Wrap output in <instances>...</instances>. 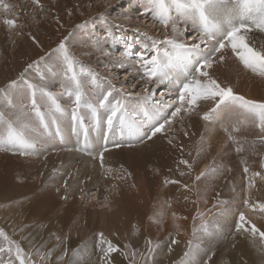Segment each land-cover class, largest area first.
I'll return each mask as SVG.
<instances>
[{"label": "rangeland", "instance_id": "374dc122", "mask_svg": "<svg viewBox=\"0 0 264 264\" xmlns=\"http://www.w3.org/2000/svg\"><path fill=\"white\" fill-rule=\"evenodd\" d=\"M20 1L18 0V6L14 7V0H0V101H2V104L0 103V113L3 114L6 120L16 122L24 129L37 125L40 122V117L31 114L35 110L27 105L30 102L27 101V97H33L35 100L45 99L47 96L44 95V92H47L57 98V104L61 112L56 111L51 106L39 110L40 113L45 115L43 122L54 124H57L58 121L73 122L72 118H67L71 115L72 102L65 94L70 84L59 67L62 54L56 51L60 41L64 40L65 37H68L65 44L69 53L83 65L99 74L101 87L96 88L88 84L86 88L88 98L91 101L95 102L102 91L106 92L108 90L107 86L110 81L117 89L113 93V98L110 97V99L121 98L127 106H139L136 99L144 95L145 87L148 88L149 92L156 89L153 99L149 102H143L146 103L149 110L158 106L157 102L161 105L163 102L170 103L176 100L174 105L179 106L177 100L178 90L172 88V85L175 84L173 78L169 77L173 82L172 85L167 86L164 83L157 87L156 84L147 83L146 79L140 80L142 74H139V66L133 67V64H136L135 60L138 58L135 54L143 50L145 43L149 45L151 43L143 35L144 33L159 40H163L165 35H172L171 26L168 28L169 30H165L159 21L153 19L149 0H116L117 2L110 0L114 4L109 7H105L106 5L101 0H78L84 1L85 5L78 2L79 4L74 7L67 3L62 4V0H46V3L39 0V4H35L36 6H33L32 0L21 4ZM105 1L108 2V0ZM102 7L106 9L103 11ZM118 7L121 11L118 10ZM215 7V20L220 22L222 19H227L229 15L234 14L239 6L237 0H221ZM122 8L128 9L122 11ZM121 13L123 17L120 16ZM172 15L179 31L182 33L177 36L178 40L185 42L193 36L197 37L199 31L197 17L178 15L175 12ZM58 16L61 18V24H59L61 32L48 28L49 23H56L55 18ZM5 19L14 20L16 22L15 27L5 25L3 22ZM106 22L108 23L106 24ZM135 27L139 31H136ZM183 27L187 31L190 28L193 33L185 34L182 31ZM109 29L114 31H112L114 37L119 36V34L128 36L125 37L123 40L125 44L122 45L131 44L133 46L129 50L133 54L132 59L128 61L129 64L124 69L113 66L114 61L124 60L125 48L113 51V47H109L106 42ZM40 32L43 34L39 37L38 33ZM133 34H139L140 36L134 37ZM247 37L257 49L264 48V33L255 29V27L247 34ZM32 41L34 42L28 46L27 44ZM193 42L191 40L189 43H185L191 44ZM94 44L102 45V48L109 51L110 55H104L103 51H98L93 46ZM24 46L27 47L25 50L26 59L20 67L18 66L19 68L15 67L11 63L14 50L22 49ZM89 46H92V51ZM48 48L50 49L44 53ZM31 49L33 51L37 49L38 52H43L44 55L34 56ZM224 55L225 60L220 62L224 66L221 74L211 76L222 86H230L237 95L249 99L246 95L250 92V96L255 97L254 101L264 102V77L245 69L232 54L231 49L225 50ZM41 57H43V60H41ZM34 61H39V63L32 68H28V65L33 64ZM50 68L52 71H47ZM28 70H31L30 75H27ZM46 72H49L48 74L52 76L48 77ZM130 73L133 75L129 76ZM85 80H87L86 77ZM13 81H16L15 85L9 87ZM140 83L146 85L143 87L140 86ZM29 84L34 86L35 96H33V88H30ZM248 86H250L249 90ZM119 91L124 95L128 93L133 95H127L129 100L127 102L122 94L117 95ZM173 92H176V94L172 95ZM136 93L140 95L137 96ZM162 93L163 96H161ZM211 104L214 108L215 103L212 101L209 107H211ZM207 105L206 108H203L200 104L194 108L192 114L189 113L191 117L197 118L198 116L195 114H198L201 117L200 122H192L191 120L190 122H174L167 125L165 135L160 134L162 141H158L159 138L155 140V144L160 143L157 146H155L153 139H148V135L151 134L146 130L149 127V122H146V119H143L142 116L135 117L134 120L135 124L140 126V140L130 142V145L118 143V141L128 139L133 141L135 138L129 135L127 130L123 132L119 130L116 122H114V127L109 129L105 122L107 114H103L104 111L101 110L99 114L101 121L97 125L100 135L96 137L94 133L91 134L94 137L88 136L87 139L94 140L93 143L95 144H98L99 138L102 139V142L103 140L106 142L107 137H110L112 141L105 144L101 143L103 144L102 147L98 144L97 154L96 151H93V153L86 151L87 153H84L85 163L100 169L93 181L94 183H88L87 189L78 184L76 187L80 186V188L75 187L73 189H78L79 192L73 191L72 194L69 191L66 192L65 189L71 187L73 182L70 178L73 177V174L78 175L77 172H81V168H83L81 162H78V164L72 162V164H69L70 167H67V165L60 168L59 161L56 159L57 150H50L49 152L44 150V152L43 150L37 151L34 149L32 154H35V158H32L31 154L21 156L18 150L15 149L0 152V229H3L12 240L18 242L25 253H31V259L37 261L38 264H101L99 257L102 253L96 247L100 239L99 233H103L106 240L111 241L119 248V251L112 253L109 257L113 264H130L133 252H135V264H187V258L184 254L189 249L190 241L193 244L202 243L206 249H209L208 254L211 255L209 264H264V241L260 240L258 234L254 238L248 232H238L235 227L239 214L243 212L246 220L250 222L245 225L246 227L250 228L251 225H255L260 231H264V212L254 207L258 203H264V142H261L260 139L261 136H264V133H261L240 110L233 107L219 109L220 120L218 122L210 120L208 121L210 124H203L204 119H202V116L209 108H207ZM80 111L84 116L83 126L87 129L89 127L93 128L94 121L90 116V111L86 108ZM29 114L31 115L29 116ZM63 114L67 119L64 118ZM170 114L171 110L168 112V115ZM183 119H185L184 116ZM241 121L245 122L241 123ZM230 126H236L240 130L232 133ZM225 128L229 131L226 132ZM49 129L51 130V128ZM36 130L37 128L34 127L31 133L28 130L26 132L27 138L32 144L31 135ZM144 131L146 134L143 133ZM54 132L46 138L48 141L55 140V135L58 132ZM4 133L5 123L4 120H0V137ZM230 133L238 143L228 139ZM37 143L36 141L34 144L39 148L40 146L36 145ZM75 143L77 142L75 141ZM108 143L111 145H107ZM117 145H120V149ZM63 146L66 147L65 145L61 147ZM77 146L82 150H88L79 138ZM238 146H241L243 151L238 152L236 150ZM116 149L125 154L124 159H116L117 162L116 160L110 161L111 158L103 162L100 160L101 154ZM65 150L71 151V149ZM133 150L139 151L140 154L132 153ZM152 153L156 157L155 162L145 160L147 165H143L141 169L138 164ZM95 155L97 158H95ZM131 159L135 163L142 161L133 166ZM181 160H187L192 165L191 169L183 168L185 165L179 163ZM106 168L109 169V174L108 172H102ZM245 168L248 169L247 173ZM154 169L163 172L156 174ZM213 169H215V172H213ZM201 172L208 174L197 180L196 177ZM181 173L188 175V177L183 178ZM253 173H259V175H253ZM50 177L55 179L45 183ZM83 177L86 180L89 175H83ZM140 178H145L143 185L146 187L139 188L142 184ZM169 180L179 181V183H168ZM118 181L130 187L132 195H128L127 199L130 200L125 202V205H132L133 209L136 206L134 207L129 202L134 199L135 194L139 196L149 195L150 199H141L142 205L149 202V200L151 201L148 211L142 212L143 219L131 218L129 219L131 221L129 225L128 221L126 224L124 221L116 222L118 211L115 207L103 209L104 204L110 198H113L108 188L121 190V186L116 184ZM106 183H110V185L103 186ZM185 184L188 185L189 189L187 198L182 197L185 190L183 185ZM21 186L26 188L20 190L23 193L18 192L20 199L8 196L15 194L16 189H20ZM246 189H249L248 193ZM43 192L51 196L50 201L47 199L48 196L45 197V202L48 204L45 209L51 207L50 203L52 201H57L56 208L40 215L39 217L42 220L31 218L32 216H28L27 219L26 215L32 214V211L30 208L26 209L25 204L31 200L38 203L40 201L38 198L43 197L38 194L45 195ZM92 193H94L93 196ZM96 193L98 196L94 197ZM245 199L249 202L248 206L244 204ZM222 201L227 203H221ZM16 203L18 204L16 205ZM11 207H13V210ZM173 207L175 212L172 213L171 209ZM62 211H66L67 215L62 220L59 217L55 219L54 217ZM222 212L225 214L221 215ZM104 214L113 215L114 225L117 223L118 226H125H120L115 231L102 227L104 225L103 218L100 224L96 223L97 220L95 219L96 217L100 219ZM202 221H207L209 230L213 233L211 237L204 236L200 231H197L194 235L193 228L199 229ZM57 237L60 239L58 240ZM173 239L176 240L175 244L171 243ZM149 240L152 242V246L160 244V249L150 252ZM126 244L129 245L127 249L124 247ZM169 248H171V251H169ZM37 249L41 252L52 249V256L41 262L35 255ZM124 253H127V259ZM149 255L154 257V261L147 260ZM9 259L12 260L13 264H18L14 256L11 258L7 254L3 256L5 264ZM204 259H207V256L202 254L200 264H203Z\"/></svg>", "mask_w": 264, "mask_h": 264}, {"label": "snow or ice", "instance_id": "6c2138e0", "mask_svg": "<svg viewBox=\"0 0 264 264\" xmlns=\"http://www.w3.org/2000/svg\"><path fill=\"white\" fill-rule=\"evenodd\" d=\"M32 2L39 4V0H32ZM220 2L221 0H149L153 19L159 21L166 30L171 26L172 35H165L163 40H159L147 36V33L143 34L151 43L150 45L145 43L143 50L135 54L138 57L135 63L143 72L141 79L154 81L159 87V85L169 80L172 71L179 70L177 77L179 83L176 85L178 88L177 100L179 106H168L169 109L174 107L170 115L158 106L155 108L153 115L149 117L151 127V134L148 135L149 140L161 133L167 125L174 123L176 118L182 120L183 116L193 111L198 106V102L202 100H211L215 103L214 108L203 114L202 119L205 121L214 119L218 110L222 107L231 106L240 110L247 119L254 123L261 133H264V102L248 100L235 94L230 86H222L207 71L217 60L223 62L225 60V50L231 49L232 54L245 69L264 77V48L257 49L247 37L253 27L264 33V0H237L239 6L237 11L229 15L227 19L216 22L214 15L216 12L215 6ZM173 12L178 15H192L198 18L199 31L197 37L193 38V43L188 44L177 39V36L182 33L173 19ZM3 22L9 27H15L16 23L12 19H5ZM136 31H139V29ZM67 39L68 37H65L64 40L60 41L56 51L62 54L59 67L70 84L65 94L72 102L71 117L74 124L82 123L80 110L86 108L90 111L92 120L98 125L101 121L99 114L103 110L107 114L106 124L109 129L114 127V122H118L122 132L127 130L129 135L139 136L140 126L135 124V117L131 109L124 103V100L110 99V97H113V93L117 91L110 81L107 86L108 90L106 92L102 91L95 102L89 100L86 92L87 85L91 84L93 87L100 88L101 79L98 73L83 65L69 53L65 44ZM93 46L98 51H103L104 55H110L109 51L102 48V45L94 44ZM131 47V44L125 45L124 60L114 61V67L120 69L127 67V62L132 59L133 55L129 51ZM41 60H43V57H41ZM38 63L39 61H34L33 64L28 65V68H32ZM49 71H52V69L50 68ZM85 77L87 80H85ZM15 83L16 81L11 82L9 87L15 85ZM29 87L33 88V96H35L34 86L29 84ZM155 93L156 89L149 92L148 88L145 87L144 95L140 99L142 102H149L153 99ZM44 95L48 97L51 106L56 111H61L55 96L47 92H44ZM127 95L131 96L133 94L128 93ZM135 95L139 96L140 94L136 93ZM161 96H163V93ZM157 104L159 105V102ZM32 106L40 117L41 124H43L44 114L39 112L35 99L32 101ZM0 120H4L5 123V133L0 137V152L15 149L18 150L21 156L32 154L34 145L27 138V130L21 128L16 122L6 120L2 113H0ZM153 120L155 121L154 123H152ZM244 122L241 121V123ZM239 130L238 127L233 126L231 132L234 133ZM225 131L228 132V129L225 128ZM228 139L237 142L231 133L228 135ZM260 139L261 142H264V136H261ZM119 146L117 145V147ZM236 150L240 152L243 151V148L238 146ZM179 163L185 165L188 169L192 167L187 160H181ZM213 172H215V169H213ZM245 172H248L247 168H245ZM207 174L206 172H201L196 179L200 180ZM181 175H184V173H181ZM253 175H259V173H253ZM167 182L179 183V181L175 180ZM183 187L185 190H189L188 185L185 184ZM221 203L227 202L222 201ZM244 204L248 206L249 202L247 199H245ZM254 207L264 212V203H258ZM223 214L225 213L222 212L221 215ZM193 219L195 220V217ZM249 223L245 214L241 212L236 221V230L238 232H248L254 238L258 234L260 240L264 241V231H260L255 225H251L250 228L246 227L245 225ZM197 231L202 232L206 237L213 235L209 230L207 221H202L199 229L193 228L194 235ZM98 235L100 239L96 247L102 253L99 257L101 264H113L109 257L112 253L119 251L118 246L106 240L103 233ZM57 239L59 240L60 238L57 237ZM171 243L175 244L176 240L173 239ZM148 244L150 252H154L161 247L160 244L152 246L150 240ZM124 247L127 249L129 245L126 244ZM52 251V249H49L47 252H41L37 249L35 255L42 262L52 256ZM169 251H171V248H169ZM208 253L209 249H206L202 243L193 244L190 241L189 249L184 255L187 258V264H200L202 254L207 256V259L203 260V264H209L211 255ZM5 254L10 258L14 256L18 264H38L37 261L31 259V253H25V250L18 242L12 240L3 229H0V264H5L3 261ZM124 255L127 259V253H124ZM147 260L154 261V257L149 255ZM6 264H13V262L9 259ZM130 264H135V252L132 254Z\"/></svg>", "mask_w": 264, "mask_h": 264}, {"label": "bare ground", "instance_id": "6f19581e", "mask_svg": "<svg viewBox=\"0 0 264 264\" xmlns=\"http://www.w3.org/2000/svg\"><path fill=\"white\" fill-rule=\"evenodd\" d=\"M20 1V0H19ZM30 0H21L20 1V4L21 3H25V2H29ZM63 2H62V4H65V3H67L68 5H70V6H76L77 4H79L78 2H80V4H83V5H85V3H84V1H78V0H62ZM101 1H103V3L106 5L105 7H109V6H111L112 4H114V2H117L116 0L114 1V2H112V1H110V0H108V2H106L105 0H101ZM46 3V0H43V3ZM96 2V1H95ZM17 3H18V0H14V7H16V6H18L17 5ZM45 5H47V4H45ZM93 5V4H92ZM2 6V5H1ZM33 6H36L35 4L33 5ZM15 9V8H14ZM104 9H106V8H103L102 7V10L104 11ZM123 9V8H122ZM128 8H126V9H123L122 11H126ZM118 10H120L121 11V9H119V7H118ZM97 13V12H96ZM141 15V14H140ZM121 17H123V14L121 13V15H120ZM119 16V17H120ZM138 16V15H137ZM148 21V20H147ZM55 22L56 23H49V29L50 30H57L58 32H61V29H59L60 28V25L59 24H61V18H60V16H58V17H56L55 18ZM109 22H111L112 23V21H110L109 20ZM104 23V22H103ZM108 22H106V24H107ZM189 24V23H188ZM102 26H103V24H101ZM158 25V24H157ZM169 28H170V26H169ZM180 28V27H179ZM192 28V27H191ZM135 30H137L138 28H134ZM161 29V28H160ZM166 30V29H165ZM169 30V29H168ZM186 29L183 27V30L182 31H184V33L185 34H192L193 33V30H190V28H188V31L186 30ZM110 31V32H109ZM109 31H108V35H107V37H106V42H107V44L109 45V47L111 46V47H113V51L114 50H119L120 48H125V46L124 45H122V44H125V43H123V40L125 39V37H128L127 35H123V34H119V36H113V30H111V29H109ZM113 31V32H112ZM195 32V31H194ZM43 33L42 32H40V33H38V36L40 37L41 35H42ZM134 35V34H133ZM133 35H131V36H133ZM197 35V34H196ZM136 36H140L139 34H135L134 35V37H136ZM192 36V35H191ZM193 38H194V36L193 37H191L188 41H185V42H190L191 40L193 41ZM104 39V38H103ZM127 39V38H126ZM34 41H32L31 43H28L27 45L28 46H30L32 43H33ZM133 44V43H132ZM116 46V47H115ZM33 47V46H32ZM133 47V46H132ZM34 48V47H33ZM91 48H92V46H89V49L91 50ZM115 48V49H114ZM27 49V47H22V49L20 48V49H18V50H14V53H13V59H12V61H11V63H12V65H15V67L17 66H19L20 67V65L22 64V63H24V61H25V59H26V54H25V50ZM50 48H48V49H46L45 51H44V53L47 51V50H49ZM32 51H33V49H31ZM92 51V50H91ZM142 51V50H141ZM36 52H38V50L37 49H35V51H33V55L34 56H36V55H44V53L43 52H38L37 54H36ZM217 55H219V54H217ZM18 56V57H17ZM33 56V57H34ZM232 60V59H231ZM17 63V64H16ZM133 63V62H132ZM27 64V63H26ZM127 64H129L128 62H127ZM235 64V63H234ZM23 65H25V64H23ZM136 66V64H133V67H135ZM13 67V66H12ZM18 67V68H19ZM25 67V66H24ZM224 66H223V63H221L220 64V61H216L214 64H213V66H212V69H210L209 71H210V76L212 75L213 77L214 76H216L218 73H220L221 74V72H222V68H223ZM49 69H47V71H48ZM10 71V70H9ZM54 71H56V70H54ZM178 71L179 70H174V71H172V73L170 74V77L171 78H173L174 79V85H172V80H168V81H166L165 82V84L167 85V86H170V85H172V88L174 89V90H178V88L176 87V85L179 83V81H178ZM208 71V70H207ZM208 71V72H209ZM238 72V71H237ZM30 73H31V70H28V73H27V75H30ZM49 73V72H48ZM47 72H46V74L48 75V77L49 76H52L51 74H48ZM139 74H142L143 75V72H142V70L140 69V73ZM133 74H129V76H132ZM37 76V75H36ZM219 76V75H218ZM15 77V76H14ZM34 77V76H33ZM219 78V77H218ZM38 80V79H37ZM41 80V79H40ZM140 80H142V79H140ZM36 81V80H35ZM34 81V82H35ZM144 81V80H143ZM142 81V82H143ZM145 81H147V83H151V84H156L154 81H148V80H145ZM221 81H222V79H221ZM141 82V81H140ZM36 83V82H35ZM136 84V83H135ZM1 85V84H0ZM146 85V84H145ZM143 83H140V86H145ZM155 87V86H154ZM238 88V87H237ZM249 88H250V86H248V90H249ZM60 92V91H59ZM97 92V91H96ZM249 92V91H248ZM32 93V92H31ZM250 93V92H249ZM249 93H247V95H246V97H248L249 99L248 100H254V96H250V94ZM61 94V93H60ZM120 94H123V96L125 97V99L127 100V102L129 101L128 100V96L127 95H124V93H122L121 91H119L118 92V94L117 95H120ZM172 95H175L176 94V92H173V93H171ZM98 95V94H97ZM100 95V94H99ZM143 96V95H142ZM46 97V96H45ZM89 97H91V96H89ZM157 97V96H156ZM168 97H169V95H168ZM21 98V97H20ZM37 98V97H36ZM113 98V97H112ZM117 99V98H116ZM119 99H121V98H119ZM171 99V98H170ZM36 100H38V99H36ZM90 100V99H89ZM137 101H138V104H139V106H128L130 109H131V112H132V114L134 115V117H139V116H142V118L143 119H146V122H149V117H151L152 115H153V113H154V110H155V108L157 107H153L151 110H149L147 107H146V103H143L142 101H141V99L138 97L137 99H136ZM27 101L29 102L27 105L30 107H33L32 106V101H33V97H31V98H29V97H27ZM126 102V103H127ZM163 102V101H162ZM169 102V101H168ZM176 102V100H173L172 102H170V103H166V102H163L161 105H158V107H160L161 109H163L164 111H166L167 112V114H168V112L170 111V110H172L174 107H171L170 109H169V107L168 106H173L174 105V103ZM212 101L211 100H208V101H199L198 102V105H202L203 106V108H206V104H208L207 105V108L209 107V104L211 103ZM0 103L2 104V101H0ZM132 103H133V101H132ZM214 103V102H213ZM45 104V105H44ZM64 104V103H63ZM135 104V103H134ZM134 104H132V105H134ZM179 104V103H178ZM36 105H37V108L39 109V110H43V109H46V108H49L50 106H51V104H50V101H48V99H47V97L45 98V99H40V100H38L37 102H36ZM41 105H43V106H41ZM137 105V104H136ZM215 105V104H214ZM19 106V105H18ZM48 106V107H47ZM231 107V106H230ZM51 108H53L52 106H51ZM211 108H213V105L211 104V107H209L208 109H206V112H208L209 111V109H211ZM13 109V108H12ZM31 109V108H30ZM208 110V111H207ZM20 111V110H19ZM86 111V110H85ZM44 112V111H43ZM59 112H61V111H59ZM146 113H147V115H146ZM193 112L191 111L190 112V114H192ZM31 114L32 115H37V112H36V110H35V112H31ZM31 114H29V116L31 115ZM61 114V113H60ZM59 114V115H60ZM103 114H105V112L103 113ZM190 114H189V116H188V114L187 115H184V117H185V119H183V120H181V119H179V118H176L175 119V122H190L191 120H192V122H195V121H198V122H200V120H201V117L198 115V114H195L196 116H198V118L197 117H191L190 116ZM233 114V113H232ZM240 114V113H239ZM16 115V114H15ZM64 115V114H63ZM85 115V114H84ZM18 116V115H17ZM45 116V115H44ZM80 116H81V119L83 120L84 119V116L82 115V113H81V111H80ZM91 116V115H90ZM235 116V115H234ZM57 117H59V116H57ZM220 115H219V112H217V115L215 116V118L214 119H212V122H218L219 120H220ZM19 119H21L20 117H18ZM64 118H66L65 117V115H64ZM67 118H72L71 117V115L69 116V117H67ZM66 118V119H67ZM233 118V117H232ZM24 119V118H23ZM30 119V118H29ZM54 119V118H53ZM60 119V118H59ZM87 119V118H86ZM106 119V118H105ZM139 119V118H138ZM231 119V118H230ZM62 120V119H61ZM186 120H188V121H186ZM222 120V119H221ZM250 120V119H249ZM84 121V120H83ZM104 121V120H103ZM139 121V120H138ZM235 121V120H234ZM251 121V120H250ZM93 122V121H92ZM106 122V121H105ZM155 121L153 120L152 121V123H154ZM162 122V121H161ZM33 123V122H32ZM104 123V122H103ZM206 123H208V124H210V122H208V121H205L204 120V123L203 124H206ZM223 123V122H222ZM94 124V126H93V128H91V127H89V129H87L85 126H83V122L82 123H76V124H74V122H59L58 121V123L57 124H54V123H48V122H43V124H41V122H39L37 125H33L32 127H29L28 129H26V130H28L30 133H31V130L32 129H34V127H36L37 128V130L30 136L31 138H32V141H33V145H34V149L35 150H37V151H46V152H49L50 150H57V152H58V155H56L57 157H56V159H57V161H59V164H60V168L61 167H65V166H67V167H70L69 166V164H72V162H75V164H78V162H81V164L83 165V168H81L82 170H81V172L80 173H78L77 172V174L78 175H74L73 174V177H68V178H70V180L73 182L72 183V185H71V187L69 186L67 189H65V191L66 192H70L71 194H72V192L73 191H75V192H79V190L78 189H73V188H75L78 184H81L82 185V187L84 188V189H87L88 188V183H94L93 181L96 179V177H97V172L99 171V169H97V168H95V167H93V166H89L88 164H86L85 163V159H84V157H83V155H84V153L86 154L87 152L86 151H88V152H91V153H93V151H96V154L98 153V150H99V146H101L102 147V145L103 144H105V143H107V142H110V141H112V138H110V137H107V140H106V142H104V140H103V142H102V139L101 138H99L98 139V144H99V146H98V144H95V143H93L94 142V140L93 141H91L90 139H87V137L88 136H93V135H91V134H96V135H94V136H96L97 137V135L99 136L100 135V132L98 133V130H97V124H95V122L93 123ZM230 124V123H229ZM104 125V124H103ZM115 125V124H114ZM201 125H202V123H201ZM116 126H117V128L119 129V130H121L120 129V126H119V124H118V122H116ZM214 126V125H213ZM212 126V127H213ZM217 126V125H216ZM221 126V125H220ZM199 127V126H198ZM197 127V128H198ZM200 127H202V126H200ZM49 128H51V130L49 129ZM215 128V127H214ZM230 128H232L231 126H230ZM65 130V131H64ZM146 130H148L149 132H151V127H150V123H149V127L146 129ZM215 130H217L216 128H215ZM224 130V129H223ZM54 131H57L58 132V134L57 135H55V140H51V141H48L46 138L47 137H50V135L52 134V132H54ZM166 131H167V127H165V129L161 132V133H158L156 136H154V138H152L153 139V141H154V144H155V140H156V138H159L158 139V141H162V138L160 137V134H164L165 135V133H166ZM229 131V130H228ZM50 132V133H49ZM113 132V131H112ZM200 132H201V130H200ZM199 132V133H200ZM223 132H225V131H223ZM55 133V132H54ZM144 134H146V132L144 131L143 132ZM207 133H209V132H207ZM216 133V132H215ZM90 134V135H89ZM102 134V133H101ZM114 134V133H113ZM114 135H116V134H114ZM113 135V136H114ZM182 135V134H181ZM184 135V134H183ZM93 136V137H94ZM191 136V135H190ZM211 136V135H210ZM100 137H102V136H100ZM132 137V136H131ZM134 138H135V140H133V141H130L129 139L128 140H126V141H118V143H120V144H125V145H130V142H137V141H139L140 140V137H141V134L139 133V136H133ZM78 138L82 141V144L83 145H85V147H87L88 148V150H82V149H80L77 145H78ZM188 138V137H187ZM95 139V138H94ZM116 139V138H115ZM96 140H97V138H96ZM114 140V139H113ZM189 140V139H188ZM38 142L36 145H38V146H40L39 148H37L36 146H35V142ZM75 141L77 142V143H75ZM101 143H103V144H101ZM145 143V142H144ZM81 144V143H80ZM158 144H160V143H158ZM158 144H155V146H157ZM59 145V146H58ZM62 145H65L66 147H61ZM107 145H111L110 143H108ZM106 145V146H107ZM80 146H82V145H80ZM130 147V146H129ZM132 147V146H131ZM57 148H59V149H57ZM82 148V147H81ZM98 150H97V149ZM119 148V147H118ZM117 148V149H118ZM122 148V147H121ZM144 148V147H143ZM61 149H63L64 151H66V152H64L63 150H61ZM65 149H71V151H67V150H65ZM73 149V150H72ZM115 150V151H106V152H104L103 154H102V158L100 159L102 162L103 161H106L108 158H111V160L110 161H112V160H118V159H120V160H122V159H124L123 157L125 156V154L120 150V151H118V150ZM120 149V148H119ZM44 151V152H45ZM104 151V150H103ZM204 151V150H203ZM140 152H142V151H140ZM175 152V151H174ZM200 152V151H199ZM205 152V151H204ZM95 153V152H94ZM132 153H138V154H140L139 153V151H136V150H133V152ZM54 154V153H53ZM197 154V153H196ZM35 154H31V157L32 158H35V156H34ZM49 156V155H48ZM99 156V155H98ZM108 156H110V157H108ZM148 156V157H147ZM146 156V158H144V160L142 161V160H140V161H142V162H140V164H138V163H135V161L133 160V159H131V162H132V164H133V166H136L137 164L140 166V168L142 169V167H143V165H147V163L145 162V160H148L147 162H152V163H154L155 162V160H156V157H154V155H153V153L151 154V155H147ZM159 157V156H158ZM168 157V156H167ZM166 157V158H167ZM53 158V157H52ZM55 158V157H54ZM95 158H97V156L95 155ZM99 160V161H100ZM117 160H116V162H117ZM97 161V160H96ZM108 161V160H107ZM94 165H96V164H94ZM158 165V164H157ZM182 166V165H181ZM202 167V166H201ZM59 168V169H60ZM111 168V167H110ZM183 168H187L186 166L185 167H183ZM77 169V168H76ZM118 170V169H117ZM122 170V169H121ZM72 172V171H71ZM70 172V173H71ZM102 172H105V173H107L108 172V174H109V169L107 170V168L106 169H104ZM113 172V171H112ZM117 172V171H116ZM154 172L156 173V174H159V173H161V172H163L162 170H159V169H154ZM176 172V171H175ZM184 172V171H183ZM119 173V172H118ZM140 173V172H139ZM71 175V174H70ZM83 175H89V177L88 178H86V180L84 179V177L82 178V176ZM145 177V176H144ZM173 177V175L171 176V178ZM186 177H188V175H183V178H186ZM68 178H67V180H68ZM53 179H55V178H53ZM51 177L50 178H48L47 179V181H45V183H47V182H50L51 180H53ZM142 181V184H140V186H139V188H142V186H145V185H143V180L145 181V178H140ZM193 179V178H192ZM70 180H69V182H70ZM115 180V179H114ZM172 180V179H171ZM171 180H169V181H171ZM45 183H44V185H45ZM96 183V182H95ZM101 183H103V182H101ZM117 185H120L121 186V190H116L115 188L113 189V188H108V191L109 192H111V197H113V198H110V200H108L105 204H104V208L103 209H110L112 206H114L115 207V209L118 211L117 213H116V216H118V219L117 220H115L116 222L117 221H124V223L126 224V222L128 221V225L131 223V221H129V219H136V218H138V219H143V214H142V212L143 213H145V212H147L148 211V207H149V203L151 202L150 200H149V202H145L146 204H144V205H142L141 204V199H150V197H149V195H138V194H135L134 195V199L131 201V202H129V203H131V204H133L134 205V209H133V206L132 205H125V202H128L130 199H127L128 198V195H132L130 192H131V189H130V187H128V186H125V184H122L120 181H118L117 183H116ZM108 185H110V183H106V184H104L103 186H108ZM98 186V185H97ZM22 187V188H21ZM20 187V189H16V192H15V194H13V195H8L9 197L10 196H12V197H16L17 199H20V194L18 193V192H20V193H23V192H21L20 190H24L26 187L25 186H21ZM79 188H80V186H78ZM78 187H76V188H78ZM146 187V186H145ZM100 188V187H99ZM183 189V188H182ZM192 189V188H191ZM247 190V189H246ZM120 191H122L121 193H120ZM247 193L249 192V189L246 191ZM25 193H27V192H25ZM45 195H40V194H38L39 196H43L42 198L41 197H39L38 198V200H40L38 203H36V201L35 200H31V201H29L28 203H26L25 205H26V209L27 208H30L31 209V211H32V214L30 213V214H27L26 215V218L28 217V216H32L31 218H36L37 220H40L41 218L39 217L40 215H44L45 214V212L46 211H48L49 212V210L50 209H55L56 208V205H57V201H52V203H50V208H48V209H45V207H46V205H48V204H46V202H45V197L46 196H48V200L50 201V199H51V196L50 195H46V192H43ZM190 193H191V191H190ZM93 194L94 193H92V196H93ZM25 195H27V194H25ZM90 195H91V193H90ZM189 195V190H184L183 191V194H182V197L183 198H187V196ZM96 196H98L97 195V193L95 194V196L94 197H96ZM107 196V195H106ZM116 196V197H115ZM115 198V199H114ZM93 198L91 197V200H92ZM190 199H191V197H190ZM93 201V200H92ZM183 201H184V203H186V201L183 199ZM188 201H189V198H188ZM18 203H16V205H17ZM98 205L100 204V203H97ZM15 206V205H14ZM172 206H173V204H172ZM117 207V208H116ZM12 208V210H13V207H11ZM14 208H16V207H14ZM45 209V210H44ZM17 210V209H16ZM35 210V211H34ZM112 210V209H111ZM142 210V211H141ZM164 210V209H163ZM172 210V213L173 212H175V210H174V207H173V209H171ZM174 210V211H173ZM57 211H58V209H57ZM51 213V212H50ZM171 213V212H170ZM200 213V212H199ZM67 215V213H66V211H62L61 213H59L58 215H56L54 218L55 219H57L56 217H59V219L60 220H62V218H64L65 216ZM105 215V214H104ZM103 215V217H101L100 219H98L97 217H96V219L95 220H97V222L96 223H98V224H100L101 222H102V218H103V224L104 225H102V227L104 226V228H106V229H110L111 231H115V230H117V228H119L120 226H125V225H120V226H118V224L116 223L115 225H114V218H113V215L112 216H108V215H105L104 216ZM155 215V214H154ZM157 215V214H156ZM166 215V214H165ZM171 215V214H170ZM157 218H158V216H156ZM18 218V217H17ZM30 218V219H31ZM22 219V218H21ZM28 219V218H27ZM66 219V218H65ZM31 220H33V219H31ZM42 220V219H41ZM51 221L52 222H54V220L53 219H51ZM123 224V223H122ZM198 224V223H197ZM40 225H42V224H40ZM127 225V226H128ZM121 229V228H120ZM235 237V236H234ZM208 241V240H207ZM160 249V248H159ZM241 249V248H240ZM149 252V251H148ZM241 252V251H240Z\"/></svg>", "mask_w": 264, "mask_h": 264}]
</instances>
